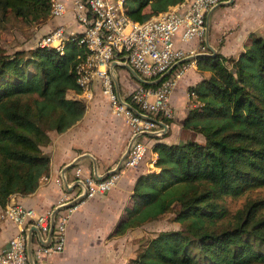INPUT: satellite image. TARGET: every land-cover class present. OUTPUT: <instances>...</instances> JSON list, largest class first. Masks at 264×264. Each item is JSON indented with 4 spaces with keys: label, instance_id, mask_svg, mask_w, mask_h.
Returning a JSON list of instances; mask_svg holds the SVG:
<instances>
[{
    "label": "trees",
    "instance_id": "16d2710c",
    "mask_svg": "<svg viewBox=\"0 0 264 264\" xmlns=\"http://www.w3.org/2000/svg\"><path fill=\"white\" fill-rule=\"evenodd\" d=\"M183 1L126 0L124 8L130 19L144 22ZM51 3L0 0V13L42 25L51 17ZM81 52L75 41L66 42L63 54L38 46L11 54L0 50L1 207L14 194L36 191L50 172L43 147L82 118L84 102L68 97L70 91L81 93L76 83ZM195 60L209 76L189 87L196 103L183 127L202 140L154 143L156 169L137 178L132 203L112 235L179 206L172 220L181 228L146 239L127 264H264V199L215 227L226 216L221 199L264 188V37L251 34L238 57L216 53ZM162 120L170 124L171 118Z\"/></svg>",
    "mask_w": 264,
    "mask_h": 264
},
{
    "label": "crops",
    "instance_id": "0c3cea01",
    "mask_svg": "<svg viewBox=\"0 0 264 264\" xmlns=\"http://www.w3.org/2000/svg\"><path fill=\"white\" fill-rule=\"evenodd\" d=\"M62 1L66 10L59 16L50 19L40 26L43 35L55 27L65 26L70 32L80 30L74 18L70 0ZM207 43L205 38L192 39L189 42L176 44L186 51L209 53L210 48L225 57H238L245 48L251 34L264 37V0H233L229 6H220L212 11L208 19ZM187 69L177 79L170 94V105L173 117L163 137H143L148 146L143 162L135 169L128 170L104 194L84 199L69 210L65 224L63 249L59 252L41 251L38 254L39 264H127L135 257L129 254V231L122 235H112L125 211L132 203V194L137 178L154 171L157 154L152 150L157 141L167 144H178L187 140H202L199 134L183 127L188 110L193 107V100L188 89L203 78L209 76L208 71L197 68L196 60L185 63ZM114 72L119 80L121 94H128L139 83L133 78L128 69L115 66ZM68 97L83 98L70 91ZM85 111L82 118L66 131L54 135L45 147L44 153L50 157V172L40 179L36 191L28 196L12 195L7 204L20 203L32 209L33 215L45 214L55 207L64 195L73 199L80 194L81 187L76 185L67 192L60 178L63 167L72 163L82 154L91 155L98 167L99 173L113 168L131 137L130 128L122 116L112 113L108 98L101 93L100 86L95 83L94 97L84 102ZM92 161L82 157L78 164L65 171L68 183L77 181L75 169L81 167L84 173L93 174ZM61 180V178H60ZM4 207L0 206V253L8 248L9 240L17 234L16 226L9 220L1 218ZM36 236L33 244H37ZM132 248L133 245H132Z\"/></svg>",
    "mask_w": 264,
    "mask_h": 264
},
{
    "label": "built area",
    "instance_id": "2783aa9c",
    "mask_svg": "<svg viewBox=\"0 0 264 264\" xmlns=\"http://www.w3.org/2000/svg\"><path fill=\"white\" fill-rule=\"evenodd\" d=\"M224 1L227 0H184L165 12L138 22L126 14V0H70L80 30L70 32L65 26H58L43 35L37 46L52 48L63 54L66 42L75 41L82 51L76 64V83L81 90L78 95L84 102L94 97V86L98 83L101 93L108 98L112 113L126 120L131 136L158 131L161 127L155 121L164 122L162 119L173 117L170 94L177 79L187 69L185 63L178 65L156 88L139 84L128 94H121L123 101L143 115L139 116L119 102L109 71L111 62H127L141 78L149 81L157 79L178 61L196 54L195 51L188 52L178 46L176 40L189 42L195 38L203 39L207 13ZM65 10L62 1L52 0L51 17L59 16ZM189 96L192 100L196 99L194 93ZM143 137L146 136L134 140L120 169L102 180L84 173L81 167L75 169V177L87 187L85 199L108 192L128 170L137 168L143 162L148 150ZM55 181L61 183L60 178ZM70 198L64 195L57 205ZM71 208L57 213L52 240L48 246L41 245L38 239L37 244L32 242L35 264H39L37 256L41 251L59 252L63 249L68 217L66 210ZM50 212L34 216L32 209L23 204H6L1 218L11 221L17 228V234L9 240L6 251L0 253V264H28L26 229L29 225H35L45 237L50 227Z\"/></svg>",
    "mask_w": 264,
    "mask_h": 264
},
{
    "label": "water",
    "instance_id": "95a60500",
    "mask_svg": "<svg viewBox=\"0 0 264 264\" xmlns=\"http://www.w3.org/2000/svg\"><path fill=\"white\" fill-rule=\"evenodd\" d=\"M233 2V0H227L224 2H221L217 5H215L212 9H210V11L207 13L206 15V22H205V41L207 43V35H208V19L210 17V14L212 13V11L220 6H229L231 3ZM216 52L214 49L210 48V52L209 53H205V52H201V53H197L195 55H190L180 61H178L177 63H175L166 73H164L163 75H161L160 77H158L155 80L149 81V80H145L143 78H141L135 70H133L130 65L127 62H118V61H112L110 66H109V71H110V75L114 84V88H115V92L117 94V98L119 100L120 103L124 104L126 107H128L129 109H131L135 114L139 115V116H143L137 109H135L133 106H131L129 103L125 102L122 100L121 97V92H120V86H119V81H118V77L116 76L115 72H114V67L115 66H122L126 69L129 70V72L131 73V75L133 76V78L141 85H147V86H153L155 84L160 83V81H162V79H164L165 77H167L174 69H176V67L180 64L186 63L187 61H190L191 59H196L198 57H203V56H208V57H213L215 56ZM149 118V117H147ZM160 127L161 129L158 131H152V132H143L140 134H134L130 137L126 149L123 152V154L121 155V157L119 158V160L117 161L116 165L107 170L104 173H99L98 171V167H97V163L95 161V159L89 155L88 153L86 154H82L79 157H77L72 163H70L69 165L63 167L62 171L60 172V178L62 181V184L64 186V189L67 192H71L73 187L78 185L81 187V192L80 194L76 195L73 199H70L69 201L60 204V205H56L55 207L52 208L50 215H49V220H50V227H49V231L47 233V235L44 237L43 234L40 232V230L38 229L37 226L35 225H29L28 228L26 229V245H25V250H26V255H27V262L28 264H35V260H34V256H33V249H32V242H33V238L36 236V238L38 239V241L41 243V245L43 246H48L52 240V233L54 230V226H55V220H56V215L60 210H64V209H68L71 207H74L76 204L80 203L82 200L85 199L86 194H87V187L86 185L83 183V181L81 180H77L75 182H71L68 183L66 177H65V171L68 168H71L75 165L78 164L79 160L82 157H88L91 159L92 161V169H93V174L92 176L94 178H96L97 180H102L104 178H106L109 175H112L114 173H116L120 167L122 166L123 162L125 161V159L127 158L130 149L132 147V144L134 142V140L138 137L141 136H150L152 138H161L164 136V134L166 133L167 129H168V125H166L164 122L162 121H155Z\"/></svg>",
    "mask_w": 264,
    "mask_h": 264
},
{
    "label": "rangeland",
    "instance_id": "374dc122",
    "mask_svg": "<svg viewBox=\"0 0 264 264\" xmlns=\"http://www.w3.org/2000/svg\"><path fill=\"white\" fill-rule=\"evenodd\" d=\"M40 26V24L28 23L11 13H0V50L11 54L18 49L27 50L37 47V41L43 36ZM261 199H264V188L247 191L239 197H224L219 203L225 209L226 216L217 220L215 227H225L230 221H234L235 213L238 210ZM178 208L180 207L175 206L158 220L144 224L131 232L129 231L127 233L131 237L129 240V254H134L133 249L138 251L140 244H144L146 239L160 231L180 229L181 225L172 220ZM132 245L134 248H132Z\"/></svg>",
    "mask_w": 264,
    "mask_h": 264
}]
</instances>
